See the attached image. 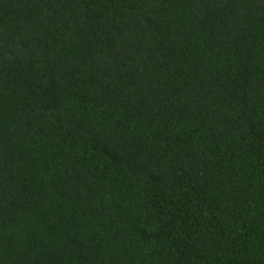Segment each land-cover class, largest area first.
Instances as JSON below:
<instances>
[{
    "label": "trees",
    "instance_id": "obj_1",
    "mask_svg": "<svg viewBox=\"0 0 264 264\" xmlns=\"http://www.w3.org/2000/svg\"><path fill=\"white\" fill-rule=\"evenodd\" d=\"M0 264H264V0H0Z\"/></svg>",
    "mask_w": 264,
    "mask_h": 264
}]
</instances>
